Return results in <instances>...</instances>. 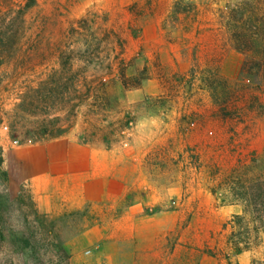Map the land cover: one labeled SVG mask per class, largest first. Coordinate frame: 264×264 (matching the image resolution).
Segmentation results:
<instances>
[{
  "label": "rangeland",
  "instance_id": "374dc122",
  "mask_svg": "<svg viewBox=\"0 0 264 264\" xmlns=\"http://www.w3.org/2000/svg\"><path fill=\"white\" fill-rule=\"evenodd\" d=\"M88 13L96 16V60L106 62L102 32L113 28L126 41L128 76H147L137 89L118 80L107 88L111 116L126 110L131 122L125 144L109 150L121 197L54 215L35 209L29 188L9 174L8 152L26 144L9 135L5 113L18 100L13 66L0 68V264H214L206 252L225 249L230 228L222 225L242 215V206L222 205L221 191L212 195L198 166L217 171V186L240 165L250 177L264 174V39L249 37L264 34V0H38L29 18H50L62 26L52 29L65 30ZM230 52L242 58L234 79L220 72L225 59L233 64ZM214 71L238 84L219 85ZM145 98L156 105L133 107ZM239 105L248 106L246 124L222 125L219 110ZM78 132L67 137L78 142ZM97 224L103 232L87 237ZM259 231L263 242L242 252L238 264H264V227Z\"/></svg>",
  "mask_w": 264,
  "mask_h": 264
},
{
  "label": "trees",
  "instance_id": "16d2710c",
  "mask_svg": "<svg viewBox=\"0 0 264 264\" xmlns=\"http://www.w3.org/2000/svg\"><path fill=\"white\" fill-rule=\"evenodd\" d=\"M37 6L38 0H7L0 6V68L13 66L11 79L18 100L12 111L5 113L11 139L31 144L64 137L78 129L79 144L102 150L123 146L128 140L125 132L131 123L129 112L121 110L111 116L107 88L112 81L118 80L125 89H137L147 79V76L140 79L128 76L125 39L113 28L103 30L102 40H107L109 55L105 57L106 62H99L96 60L100 47L94 14L88 13L69 22L64 30L60 28L61 22L57 23L59 21L52 24L50 18L38 21L29 18ZM257 7L256 3L249 13L256 15ZM51 25L60 27L54 30ZM232 36L242 38L238 33ZM249 37L264 39V34L255 33ZM79 38L84 41L81 46L76 43ZM236 49L243 51L240 46ZM262 51L259 67L264 68V49ZM214 72L213 80L219 85L238 84ZM22 77L25 79L18 86ZM156 101V98H145L133 107H153ZM247 107L222 108L218 112L219 121L222 125L246 124ZM192 118L184 122L186 126L194 125ZM216 174L213 169L202 172L198 166L201 181L212 185L209 187L212 195L217 196L221 191V204L241 205L242 215H232L222 225V231L230 228L225 249L207 250L206 253L217 264L222 259L226 264H238V255L263 242L259 236L263 232L259 230L264 225L256 226L254 222L261 221L264 216V174L250 177L247 167L240 165L218 186L213 184Z\"/></svg>",
  "mask_w": 264,
  "mask_h": 264
},
{
  "label": "crops",
  "instance_id": "0c3cea01",
  "mask_svg": "<svg viewBox=\"0 0 264 264\" xmlns=\"http://www.w3.org/2000/svg\"><path fill=\"white\" fill-rule=\"evenodd\" d=\"M228 56L233 58V64L228 65V58L225 59L220 72L223 77L234 79L240 73L242 58L235 52ZM7 158L9 174L29 188L35 209L44 215L85 205H106L122 194L121 182L113 175L109 150L82 145L67 136L15 146ZM104 227L94 225L86 232L87 237H96V231L103 232ZM100 232L99 238L105 236ZM211 261L217 264L212 258Z\"/></svg>",
  "mask_w": 264,
  "mask_h": 264
}]
</instances>
